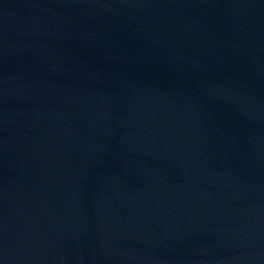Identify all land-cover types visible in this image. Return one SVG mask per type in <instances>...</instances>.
Masks as SVG:
<instances>
[{"label": "water", "instance_id": "water-1", "mask_svg": "<svg viewBox=\"0 0 264 264\" xmlns=\"http://www.w3.org/2000/svg\"><path fill=\"white\" fill-rule=\"evenodd\" d=\"M0 264H264V0H0Z\"/></svg>", "mask_w": 264, "mask_h": 264}]
</instances>
